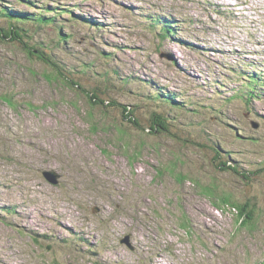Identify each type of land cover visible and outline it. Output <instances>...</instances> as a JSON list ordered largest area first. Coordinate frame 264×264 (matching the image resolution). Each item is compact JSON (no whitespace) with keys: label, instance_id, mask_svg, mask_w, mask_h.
<instances>
[{"label":"rangeland","instance_id":"374dc122","mask_svg":"<svg viewBox=\"0 0 264 264\" xmlns=\"http://www.w3.org/2000/svg\"><path fill=\"white\" fill-rule=\"evenodd\" d=\"M261 263L264 0H0V264Z\"/></svg>","mask_w":264,"mask_h":264},{"label":"trees","instance_id":"16d2710c","mask_svg":"<svg viewBox=\"0 0 264 264\" xmlns=\"http://www.w3.org/2000/svg\"><path fill=\"white\" fill-rule=\"evenodd\" d=\"M173 30V31H172ZM163 36L166 37V39H169L168 38V35L170 36H174V29H173V26H170V25H167L166 27H163V32H162ZM11 35H15V38L13 39L15 41V39H19L20 38V35L17 34V33H13ZM171 40L173 38H170ZM29 45H27V48L29 49L28 47ZM33 49L37 50L38 52V55H35V53L31 52L30 49L28 51V55L31 56V57H35L37 59H39L40 61H43L45 62L46 64H50V65H53L56 67H58V64H56L53 59L51 58L50 55L46 54L44 55L46 52L42 49V48H36V47H32ZM41 51V52H40ZM44 53V54H43ZM63 81H67V78L69 79V77L66 75H64V73L60 72V76ZM67 77V78H66ZM260 78L254 76V77H251L250 76V83L251 84H254L256 82H258ZM261 82V80H260ZM262 88V87H261ZM159 95H162L163 97H165V99L169 102V100H173L174 99V96L171 94V93H166V92H161ZM88 98L90 99L91 103L88 101L90 107H95V105H101V106H105V103L106 101L100 99L98 97V95H90L88 94ZM251 98H256L254 96L251 95V97L248 99V102H251ZM113 106H119L117 103L113 102L112 103ZM250 104V103H249ZM122 114L124 115L123 118H125V120H129V123L131 124V126L134 128V129H142V125L139 123L138 119L136 118V112L135 111H132V110H123L122 109ZM167 124V125H165ZM150 129H151V135H154V134H159L157 133V131L159 130L160 132H166V133H169V125H168V122L162 118L161 116H155L154 117V120L151 121V126H150ZM129 150V149H128ZM216 157L214 159V161L218 162L217 163V168H219L222 172L224 173H233L235 175H238V176H242L244 179H248V177L250 176L249 174L247 173H243L242 172V169H239L237 166L233 165V164H230L229 160L226 159V160H223L222 157H221V154L216 151ZM161 172V171H160ZM198 185V184H197ZM203 190H204V193H206L207 195H214V188L213 187H209V186H203ZM211 198V196H210ZM249 206V205H247ZM250 208V207H249ZM240 209V214L241 216L245 213V208H239ZM246 216L251 219H255L253 218V210H250L249 213L246 214ZM183 228L187 229V226L185 225H182ZM261 264H264V263H261Z\"/></svg>","mask_w":264,"mask_h":264},{"label":"water","instance_id":"95a60500","mask_svg":"<svg viewBox=\"0 0 264 264\" xmlns=\"http://www.w3.org/2000/svg\"><path fill=\"white\" fill-rule=\"evenodd\" d=\"M46 178V180L51 183L54 186H58L60 184V175L57 174L54 171H49V172H45L43 174ZM122 243L127 245L128 247H130L132 250H134L135 248L133 246H131V242H130V238L126 237L125 239L122 240Z\"/></svg>","mask_w":264,"mask_h":264}]
</instances>
